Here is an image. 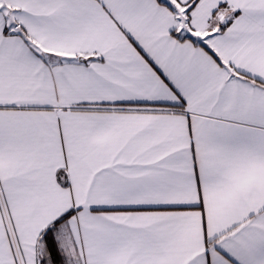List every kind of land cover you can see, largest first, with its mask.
Wrapping results in <instances>:
<instances>
[{"label": "snow or ice", "instance_id": "6c2138e0", "mask_svg": "<svg viewBox=\"0 0 264 264\" xmlns=\"http://www.w3.org/2000/svg\"><path fill=\"white\" fill-rule=\"evenodd\" d=\"M0 264H264V0H0Z\"/></svg>", "mask_w": 264, "mask_h": 264}]
</instances>
